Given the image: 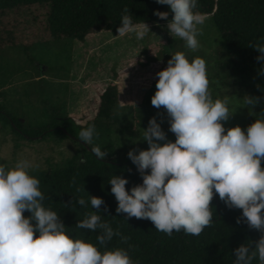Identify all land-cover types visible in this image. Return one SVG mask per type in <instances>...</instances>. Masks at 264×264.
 I'll use <instances>...</instances> for the list:
<instances>
[{
  "label": "clouds",
  "instance_id": "1",
  "mask_svg": "<svg viewBox=\"0 0 264 264\" xmlns=\"http://www.w3.org/2000/svg\"><path fill=\"white\" fill-rule=\"evenodd\" d=\"M156 2L169 6L171 19L168 11L157 10L154 15L167 21L170 35L182 39L190 50L199 49L198 26L208 20L206 13L197 10L199 0ZM117 32L120 37L135 34L138 40L151 33L149 25L135 21L128 8ZM250 46L259 53L257 61L264 64V40ZM260 74L264 75V67ZM156 75L151 104L165 110L175 141L167 138L162 121L155 116L148 121L142 134L148 148L127 154L142 183L126 190V178L113 175L109 179L118 202L116 212L149 219L156 230L169 236L174 231L199 236L213 222L210 205L218 194L229 209L242 210L237 223L246 222L261 233L254 247L241 244L234 250L233 264H253V260L264 264V112L246 130L239 125L226 129L223 122L234 111L227 97L210 93L206 61L201 57L190 60L177 51ZM244 103L254 107L259 98L246 96ZM96 134L92 125L82 129L79 138L91 144ZM91 151L98 159L107 155L98 146ZM29 167L26 160L13 167L0 164V264H137L126 249L108 247L114 237L125 243L128 237L103 220V198L88 194L96 211L76 224L78 229L98 231L96 243L78 238L70 234L57 212L45 206L40 181ZM76 203L86 205L83 198Z\"/></svg>",
  "mask_w": 264,
  "mask_h": 264
},
{
  "label": "trees",
  "instance_id": "2",
  "mask_svg": "<svg viewBox=\"0 0 264 264\" xmlns=\"http://www.w3.org/2000/svg\"><path fill=\"white\" fill-rule=\"evenodd\" d=\"M125 8L135 21L148 25L167 23L154 15L157 10L168 11V19L172 18L169 6L156 0H0V51L20 48L29 56L37 44L67 38L87 43L91 50L96 45L94 37L101 32L118 36ZM197 10L212 19L220 43L210 56L221 74L235 82L237 96L249 111L252 124L264 112V75L260 74L264 64L257 61L259 53L250 46L264 40V0H199ZM147 63L140 60L137 65L143 68ZM110 75L98 90L94 117L84 124L64 115L51 117L49 126L26 129L19 120L0 112V119L6 121L18 138L42 141L58 134L75 140L83 150L84 161L77 162L76 154L63 165L29 171L40 181L45 206L57 212L70 234L96 243L98 231L78 229L76 224L96 211L90 205L89 195L103 198L105 205L100 209L103 220L128 237L126 243L114 237L108 247L126 249L137 264H233L234 250L241 244L254 247L261 233L249 228L246 222L237 223L242 210L229 209L218 194L210 205L213 222L199 236L183 231H174L169 236L156 230L149 219L129 218L116 212L118 202L111 193L109 179L113 175L126 178L129 181L126 190H130L142 183V177L130 159L110 156L98 159L91 151L92 145L79 142L82 129L94 125L95 139L104 132L109 136L111 125L120 121L121 89L117 83L120 72L111 69ZM246 96L259 98V103L254 107L246 105ZM101 143L97 141L98 145ZM261 166L264 168V160ZM81 198L86 201L85 206L76 203ZM24 215L30 213L25 211ZM253 264H259L258 260H253Z\"/></svg>",
  "mask_w": 264,
  "mask_h": 264
},
{
  "label": "rangeland",
  "instance_id": "3",
  "mask_svg": "<svg viewBox=\"0 0 264 264\" xmlns=\"http://www.w3.org/2000/svg\"><path fill=\"white\" fill-rule=\"evenodd\" d=\"M198 27L200 47L195 51L186 48L179 37L170 35L167 23L150 24L151 33L143 40L131 33L112 37L101 32L94 37L96 45L91 50L87 43L68 38L37 44L29 56L20 48L1 50L0 112L19 120L26 129L49 126L51 117L64 115L84 124L96 113L101 84L111 77V69H118L120 121L111 125L109 136L104 132L85 146H98L106 156L119 160L129 159L130 150L148 148L142 134L154 116L158 122L162 121L167 138L175 141L165 110L155 108L151 97L156 91V73L167 67L172 54L180 51L190 60L203 58L210 93L214 97L228 98L234 112L223 122L225 128L239 125L246 130L252 117L237 96L236 84L221 74L210 56L220 43L212 19L208 16L205 24ZM140 60L147 61L148 65L139 67ZM97 141L102 143L98 145ZM79 142L84 143L80 139ZM76 154L77 162L85 160L82 148L71 138L58 134H51L42 141L18 138L6 121L0 119V164L5 167L26 160L30 164L29 171L46 169L63 165Z\"/></svg>",
  "mask_w": 264,
  "mask_h": 264
}]
</instances>
